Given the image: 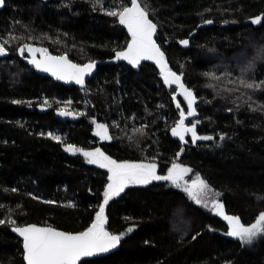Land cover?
<instances>
[{
    "label": "trees",
    "instance_id": "16d2710c",
    "mask_svg": "<svg viewBox=\"0 0 264 264\" xmlns=\"http://www.w3.org/2000/svg\"><path fill=\"white\" fill-rule=\"evenodd\" d=\"M118 3L130 6V0H102V6L97 0H5L0 11V42L9 40L0 57V219L16 221L0 224V264H25L14 226L77 233L94 221L108 172L65 151L69 144L99 148L117 162L155 163L158 175L179 163L191 169L186 181L204 179L224 213L245 225L264 212V85L238 83L264 81V0H142L169 69L198 98V115L187 123L199 120L197 134L213 137L195 143L190 134L187 143L171 134L179 118L175 86L164 85L159 66L115 58L131 42L118 18L105 14ZM258 17L262 22L253 24ZM25 43L77 64H102L84 89L66 87L24 64L17 50ZM69 100V111L83 113L76 122L54 115ZM177 101L186 110L181 96ZM96 124L106 125L111 139L98 141ZM105 215L110 233L134 231L113 253L79 264H264V235L242 244L226 234L222 218L168 181L126 188Z\"/></svg>",
    "mask_w": 264,
    "mask_h": 264
},
{
    "label": "snow or ice",
    "instance_id": "6c2138e0",
    "mask_svg": "<svg viewBox=\"0 0 264 264\" xmlns=\"http://www.w3.org/2000/svg\"><path fill=\"white\" fill-rule=\"evenodd\" d=\"M102 6V0H97ZM5 0H0V7H3ZM105 14L118 18L120 25L126 27L131 36V42L125 50L117 51L115 58L117 60H126L132 66H137L142 60L154 61L160 69V74L164 85L173 88L172 100L179 111V118L171 129V134L182 143H187L186 136L190 134L191 142L198 140H212V136H200L197 134L196 128L199 120L191 121L186 124L190 117L198 115L196 105L198 98L194 91L186 87L182 81V74H177L169 69L164 58V53L157 46L153 39L157 25L149 19L147 6H142V0H130V6L118 3V10H105ZM253 24H260L262 18L258 17L251 21ZM207 24L213 23L211 20L205 21ZM11 39H20L17 36H11ZM9 43L8 39L0 42V57L6 56L7 49L5 45ZM187 46L188 41L180 42ZM18 53L24 57L25 52L28 53V63L33 65L37 70L49 73L56 80L65 82H75L81 87L84 86L85 77L90 75L95 67L94 62H88L79 65L71 62L67 55L54 56L49 53L46 48L34 47L30 44H23L18 48ZM39 54V59L37 58ZM213 79L219 77L213 76ZM239 86L247 89H259L264 85V81L259 83L248 82L243 78L238 81ZM181 96L186 104V111L182 108L181 103L177 101V96ZM19 103V101H13ZM72 101H67L64 107L57 110L60 116L83 115V113H75L68 110ZM45 105H49L47 99L44 100ZM231 111V109H228ZM93 123H96L93 121ZM144 127H147L146 125ZM95 135L102 140L111 139L108 135V128L104 124H96ZM143 133V128L137 129ZM48 137L61 142V137L49 132ZM220 139H224L223 136ZM65 151L72 153H80L86 159L87 163L97 165L102 169H107L108 183L103 191V201L95 214L94 221L90 227L78 234H69L63 231L55 230L51 227H38L36 225H28L24 227L14 226L12 231L22 238L24 250V260L26 264H78L81 257H91L97 253H105L110 249H115L124 235L134 231V227L127 228L125 234H112L105 229L107 217L105 215L106 206L114 197L120 196L126 188L136 185H147L152 181H168L172 186L183 190L190 199L196 204L205 208L209 207L208 194L210 192L209 185L197 176L191 183L185 181L184 177L191 169L173 163L167 170L166 175L157 174V165L155 163H136V162H117L104 154L99 148L94 151H85L73 145H67ZM183 151V149H181ZM13 191H16L13 189ZM218 195V194H216ZM34 199L36 197H33ZM52 203V201H45ZM71 206V205H70ZM211 210L218 216H221L228 224L227 235L237 238L242 244H250L257 236L264 235V212L258 214L254 222L245 225L237 216L227 215L224 213V205L216 199L210 201ZM9 223L16 224V221L9 217L7 221L0 219V224ZM196 237L193 236V239Z\"/></svg>",
    "mask_w": 264,
    "mask_h": 264
},
{
    "label": "water",
    "instance_id": "95a60500",
    "mask_svg": "<svg viewBox=\"0 0 264 264\" xmlns=\"http://www.w3.org/2000/svg\"><path fill=\"white\" fill-rule=\"evenodd\" d=\"M40 1L43 2V3H46V2H48V1H50V0H40ZM4 6H5V4H4ZM4 6H3V7H0V11L3 10ZM32 46H34V47H42V48H46V47H43V46H40V45H32ZM46 49H47V48H46ZM47 50H48V49H47ZM48 51H49V50H48ZM49 53H50V52H49ZM50 54H51V53H50ZM51 55H54V54H51ZM63 55H66V54H63ZM54 56H61V55H54ZM67 57H68V56H67ZM29 58H30V57H29V55H28V53H27V55L23 58V62H24V64L27 65L31 70H33L37 75L42 76V77H48V78H50L52 81H54L55 83L61 84V85H63V86H66V87L75 86V87H77V88H79V89H84V88H85L87 80L90 79V78H92L93 76L96 75L98 65H99V64H102L101 62L96 61V60H94V61H88V62H94V63H95V67H94L92 73H91L90 75H88V76L85 77V83H84V86L81 87L80 85H77L75 82H65V81H61V80H56L53 76H51V74H49V73H45V72H42V71L37 70L33 65H31V64H29V63L27 62ZM37 58L39 59V54H37ZM68 59H69V57H68ZM69 60H70V59H69ZM70 61H71V60H70ZM71 62H73V61H71ZM88 62H85V63H83V64H79V65H84V64H86V63H88ZM73 63H75V62H73ZM76 64H77V63H76ZM54 115H55V117H56L57 119L62 120V121L76 122L77 120L80 119V116H79V115H76L75 118L72 117V116H67V117H65V116H60V115L57 114V110L54 112ZM218 217L222 218L221 216H218ZM222 220L227 224V221H225L223 218H222ZM28 225H36V224H28ZM28 225H25V226H28ZM227 225H228V224H227ZM36 226H38V227H51V226H41V225H36ZM18 227H24V226H18ZM51 228H53V227H51ZM53 229L58 230V231H63V230H59V229H56V228H53ZM63 232H65V231H63ZM12 233H13L17 238H19V239L21 240V246H22V251H23V255H22V257H23V261H24V263L26 264V261L24 260V250H23V245H22V238H21L17 233H15V232H13V231H12ZM65 233H69V234H78V233H80V232H77V233L65 232ZM117 248H118V246H117L115 249H110L108 252H105V253H97V254H95V255H93V256H91V257H81V259H80V261L78 262V264H79L80 262L84 261V260H90V259H95V258H101V257L108 256L109 254H111V253H113L114 251H116Z\"/></svg>",
    "mask_w": 264,
    "mask_h": 264
},
{
    "label": "rangeland",
    "instance_id": "374dc122",
    "mask_svg": "<svg viewBox=\"0 0 264 264\" xmlns=\"http://www.w3.org/2000/svg\"><path fill=\"white\" fill-rule=\"evenodd\" d=\"M123 26V25H122ZM124 61H126V60H124ZM127 62V61H126ZM186 111V110H185ZM186 124H188L187 123V121H186ZM96 131H97V129H96V125H95V133H96ZM96 138H97V140L98 141H103L99 136H97L96 135ZM105 140V139H104ZM186 176V175H185ZM184 179H185V177H184ZM196 178H193V179H191L190 181H188L187 180V182H189V183H191V181H193V180H195ZM202 179V178H201ZM204 180V179H203ZM186 181V180H185ZM205 181V180H204ZM206 182V181H205ZM179 189V188H178ZM181 190V189H180ZM182 192H184L183 190H181ZM213 190L210 188V192H209V194H208V200H209V207L208 208H205L204 206H202V205H198V204H196L192 199V201L198 206V207H200L203 211H209L210 209H211V206H210V201L212 200V199H214V194H213ZM185 193V192H184ZM186 194V193H185ZM187 195V194H186ZM188 196V195H187ZM189 198V197H188ZM190 199V198H189ZM214 213V212H213ZM215 214V213H214ZM234 238V237H233ZM257 238L258 237H256L250 244H245V245H252L253 243H254V241H256L257 240Z\"/></svg>",
    "mask_w": 264,
    "mask_h": 264
},
{
    "label": "flooded vegetation",
    "instance_id": "af4514ba",
    "mask_svg": "<svg viewBox=\"0 0 264 264\" xmlns=\"http://www.w3.org/2000/svg\"><path fill=\"white\" fill-rule=\"evenodd\" d=\"M26 55H27V52H25L24 57H25ZM20 57H21V56H20ZM24 57H21V59L23 60Z\"/></svg>",
    "mask_w": 264,
    "mask_h": 264
}]
</instances>
